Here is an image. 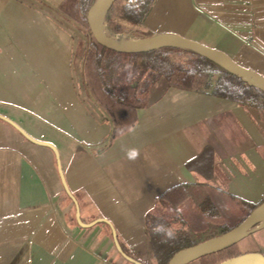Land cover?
<instances>
[{
    "label": "crops",
    "instance_id": "1",
    "mask_svg": "<svg viewBox=\"0 0 264 264\" xmlns=\"http://www.w3.org/2000/svg\"><path fill=\"white\" fill-rule=\"evenodd\" d=\"M56 3L0 0V114L56 147L82 224L53 151L0 119V264H130L113 231L154 264L145 215L166 188L183 183L196 201L205 184L264 196V115L253 107L156 83L135 124L110 140L84 82L88 39L76 61L73 21ZM142 28L219 49L264 77V0H155Z\"/></svg>",
    "mask_w": 264,
    "mask_h": 264
},
{
    "label": "trees",
    "instance_id": "2",
    "mask_svg": "<svg viewBox=\"0 0 264 264\" xmlns=\"http://www.w3.org/2000/svg\"><path fill=\"white\" fill-rule=\"evenodd\" d=\"M154 1L115 0L106 16L109 27L122 31L139 26L140 37L151 35L142 28V23ZM93 2L59 0L56 7L88 32L83 60L84 82L94 102L112 123L110 140L135 124L138 110L146 105L150 90L160 79H164L168 86L232 100L242 106L253 107L264 115V93L261 90L189 49L164 47L147 52L123 53L97 43L86 20L87 10ZM263 201L264 196L255 203L249 202L212 184L204 185L200 201L192 198L183 183L166 188L145 215L154 264H167L176 251L228 232ZM212 227L215 229L212 230ZM205 233L208 236L202 240L193 238L195 234ZM120 246L124 253L141 262L132 252ZM246 251L234 244L194 261L197 264H216Z\"/></svg>",
    "mask_w": 264,
    "mask_h": 264
},
{
    "label": "water",
    "instance_id": "3",
    "mask_svg": "<svg viewBox=\"0 0 264 264\" xmlns=\"http://www.w3.org/2000/svg\"><path fill=\"white\" fill-rule=\"evenodd\" d=\"M114 1L115 0H94V2L87 10V25L91 36L97 43L111 50L123 53L147 52L164 47H178L189 49L216 63L229 73L239 77L242 81L258 88L264 93V77L261 74L252 69L237 64L229 55L219 49L212 48L208 45H205L196 40H192L180 34L174 32H161L158 34L135 38H115L109 35L108 31L105 28V21L108 10L110 9ZM0 119L9 123L29 141L46 146L53 151L56 158L57 170L62 182V186L67 195L73 201L76 208V219L79 223H81L76 200L71 194L64 180L59 154L56 147L49 142L35 139L34 137L26 133L14 121L1 114ZM97 221L107 222L104 219H97ZM263 227L264 201L257 205L236 227L232 228L224 234L205 239L194 245L176 251L169 259L167 264H188L189 262L194 261L201 256L211 254L231 245L237 244V242L242 238ZM112 238L116 250L124 259L133 264H145L123 252L114 231L112 232ZM216 264H264V254L260 251H246L241 254L225 258L217 262Z\"/></svg>",
    "mask_w": 264,
    "mask_h": 264
},
{
    "label": "rangeland",
    "instance_id": "4",
    "mask_svg": "<svg viewBox=\"0 0 264 264\" xmlns=\"http://www.w3.org/2000/svg\"><path fill=\"white\" fill-rule=\"evenodd\" d=\"M50 1H57L58 2L59 0H50ZM71 23H72L71 31L73 32V35L75 38V45H76L75 60L77 61L80 58L81 53H82L84 39H88V32L84 28H82L79 24L75 23L74 21ZM105 28L108 31L109 35H114V36L123 37V38L140 37V33H139L140 27L139 26H133V27H129V28L127 27V29H125V30L123 29L122 31H115L114 29L109 27L108 22L106 20L105 21ZM83 37H84V39H83ZM87 44H88V41H87ZM248 68L250 69V67H248ZM163 82H165V80L160 79L156 83L161 84ZM195 199L197 200V197H195ZM214 229L215 228L212 227V230H214ZM262 229L263 228L258 229L256 231L250 233L246 237L242 238L241 240H239L237 242V245L240 247V249L249 250L255 246H264V229L263 230ZM206 236H208V233L195 234V235H193V238H195L197 240H202ZM122 261L127 263L125 260H122ZM188 264H197V262L191 261Z\"/></svg>",
    "mask_w": 264,
    "mask_h": 264
},
{
    "label": "bare ground",
    "instance_id": "5",
    "mask_svg": "<svg viewBox=\"0 0 264 264\" xmlns=\"http://www.w3.org/2000/svg\"><path fill=\"white\" fill-rule=\"evenodd\" d=\"M111 36H113V37H115V38L117 37V36H114V35H111ZM118 38H119V37H118Z\"/></svg>",
    "mask_w": 264,
    "mask_h": 264
},
{
    "label": "built area",
    "instance_id": "6",
    "mask_svg": "<svg viewBox=\"0 0 264 264\" xmlns=\"http://www.w3.org/2000/svg\"><path fill=\"white\" fill-rule=\"evenodd\" d=\"M133 38H135V37H133Z\"/></svg>",
    "mask_w": 264,
    "mask_h": 264
}]
</instances>
